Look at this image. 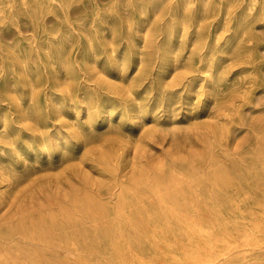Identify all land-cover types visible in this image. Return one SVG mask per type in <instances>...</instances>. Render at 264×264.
Listing matches in <instances>:
<instances>
[{
  "label": "rangeland",
  "instance_id": "obj_1",
  "mask_svg": "<svg viewBox=\"0 0 264 264\" xmlns=\"http://www.w3.org/2000/svg\"><path fill=\"white\" fill-rule=\"evenodd\" d=\"M262 161L264 0H0V264H264Z\"/></svg>",
  "mask_w": 264,
  "mask_h": 264
},
{
  "label": "bare ground",
  "instance_id": "obj_2",
  "mask_svg": "<svg viewBox=\"0 0 264 264\" xmlns=\"http://www.w3.org/2000/svg\"><path fill=\"white\" fill-rule=\"evenodd\" d=\"M123 5V4H122ZM126 5V4H125ZM249 12V11H248ZM252 12V11H251ZM155 16V15H154ZM106 31V30H105ZM173 33V32H172ZM111 38V37H110ZM144 42V41H143ZM248 44V43H247ZM94 48V47H93ZM153 49V48H152ZM140 56V55H139ZM244 77V76H243ZM163 89V88H162ZM223 94V93H222ZM73 100V99H72ZM37 117V116H36ZM32 118V117H31ZM74 124V123H73ZM113 127V126H112ZM114 129V128H113ZM105 130V129H104ZM8 134H10V133H8ZM10 136V135H9ZM43 138V137H42ZM3 150V149H2ZM4 151V150H3ZM257 152V151H256ZM222 153V152H221ZM7 155V154H6ZM255 157H256V155H255ZM239 158V157H238ZM258 161V160H257ZM29 162V161H28ZM263 162V161H262ZM262 162H259V164L260 163H262ZM264 163V162H263ZM256 164V163H255ZM10 165V164H9ZM37 165V164H36ZM239 165H240V163H239ZM13 167V166H12ZM41 167V166H40ZM251 167V166H250ZM243 168H245L244 166H243ZM206 171V170H205ZM252 171V170H251ZM260 172V171H259ZM250 174V173H249ZM254 175V174H253ZM248 177V176H247ZM147 178V177H146ZM239 178V177H238ZM213 180L215 181V183L217 184V187L219 186L220 188L219 189H221L222 191L219 193V198L223 201V202H225V203H227V204H229V205H235V204H237L239 201L240 202H243V201H245L247 198H248V196L246 195V194H244V193H242L241 194V192L239 191V193H238V196H239V198H237V197H235V194L233 195V191L235 192L236 190H234L235 188H236V186H237V184L238 183H233L232 182V179L230 178V176H229V172H227L226 170H222V171H219V172H217L216 171V173H215V176H214V178H213ZM253 182V181H252ZM258 182V181H257ZM209 183V182H208ZM248 183V182H247ZM211 184V183H210ZM235 185V186H234ZM212 186V185H211ZM229 187H235L232 191L229 189ZM238 187H242V186H238ZM120 188V187H119ZM147 188V187H146ZM199 189V188H198ZM263 189V188H262ZM126 190V189H125ZM210 192V191H209ZM81 193V192H80ZM209 194H211V192L209 193ZM214 194V193H213ZM4 195V194H3ZM127 195V194H126ZM189 195V194H188ZM264 195V194H263ZM252 196V195H251ZM113 197V196H112ZM174 197V196H173ZM178 197V196H177ZM238 200H237V199ZM257 198V197H256ZM213 199V198H212ZM216 199V198H215ZM160 200H161V198H160ZM175 201V200H174ZM208 201V200H207ZM159 202V201H158ZM179 202H181V203H183V204H185V205H190L191 204V202H192V199L190 198V197H188L187 196V194L186 193H184L183 192V194L181 195V197L179 198ZM239 202V203H240ZM115 203V202H114ZM159 204V206H160V203H158ZM213 204V203H212ZM164 205V204H163ZM216 205V204H215ZM220 205V204H219ZM193 206V205H192ZM237 206V205H236ZM195 207H196V205H195ZM179 208V207H178ZM240 208V207H239ZM96 209V208H95ZM100 209V208H99ZM116 209V208H115ZM187 209V208H186ZM194 209V208H193ZM195 209H197V208H195ZM106 210V209H105ZM207 210H208V208H207ZM102 211V210H101ZM209 211V210H208ZM229 211H231V208L229 209ZM214 212V211H213ZM79 214V213H78ZM98 216V215H97ZM117 216V215H116ZM141 217V216H140ZM111 218V217H110ZM117 218H119V217H117ZM142 219V218H141ZM178 221V220H177ZM205 221V220H204ZM91 222V221H90ZM128 222V221H127ZM126 222V223H127ZM186 222V221H185ZM191 222V221H190ZM124 223V222H123ZM140 223V222H139ZM212 223V222H211ZM68 224V223H67ZM94 224V223H93ZM105 224V223H104ZM180 224V223H179ZM207 224V223H206ZM81 225V224H80ZM168 225V224H167ZM96 226V225H95ZM106 226V225H105ZM196 226V225H195ZM210 226H212V225H210ZM6 227V226H5ZM89 227H91V226H89ZM150 228H151V226H150ZM222 228H223V226H222ZM48 229V228H47ZM57 229V228H56ZM118 229H120V228H117V230ZM183 229V228H182ZM33 230V229H32ZM140 230H142V229H140ZM115 231V230H114ZM135 231V230H134ZM183 231V230H182ZM200 231L203 233L204 231H203V229H200ZM36 232H37V230H36ZM39 232V231H38ZM38 232H37V234H38ZM71 232V231H70ZM42 233V232H41ZM101 233H102V231H101ZM127 233V232H126ZM135 233V232H134ZM185 233V232H184ZM71 234V233H70ZM141 234V233H140ZM24 235V234H23ZM30 235V234H29ZM64 235V234H63ZM91 235V234H90ZM113 235V234H112ZM127 235V234H126ZM136 235V234H135ZM151 235V234H150ZM159 235V234H158ZM186 235V234H185ZM32 236V235H31ZM35 236V235H34ZM49 236H50V234H49ZM38 237V236H37ZM54 237V236H53ZM72 237V236H71ZM98 237V236H97ZM128 237V236H127ZM18 238V237H17ZM39 238V237H38ZM48 238V237H47ZM147 238V237H146ZM145 238V239H146ZM125 239V238H124ZM128 239V238H127ZM150 239V238H149ZM22 239L20 238V241H21ZM39 240V239H38ZM47 240V239H46ZM49 240V239H48ZM148 240V239H147ZM146 240V241H147ZM153 240V239H152ZM53 241H55V240H53ZM84 241V240H83ZM135 241V240H134ZM145 241V240H144ZM50 242V241H49ZM48 242V243H49ZM94 242V241H93ZM127 242H129V241H127ZM149 242V241H148ZM20 243V242H19ZM46 243V242H45ZM53 243V242H52ZM84 243V242H83ZM103 243V242H102ZM110 243V242H109ZM112 243V242H111ZM110 243V244H111ZM151 243V242H150ZM23 244V243H22ZM21 244V245H22ZM63 244V243H62ZM61 244V245H62ZM85 244V243H84ZM138 244V243H137ZM16 245V244H15ZM25 245V244H24ZM46 245V244H45ZM54 245V244H53ZM65 245V244H64ZM78 245H80V244H78ZM85 245H87V244H85ZM92 245V244H91ZM140 245V244H139ZM183 245V244H182ZM2 246V245H1ZM5 246V245H4ZM8 246V245H7ZM49 246V245H48ZM55 246V245H54ZM69 246V245H68ZM28 247V246H27ZM30 247V246H29ZM45 247V246H44ZM51 247V246H50ZM71 247H73V246H71ZM94 247V246H93ZM130 247V246H129ZM150 247V246H149ZM155 247V246H154ZM49 248V247H48ZM54 248V247H53ZM112 248V247H111ZM114 248V247H113ZM131 248V247H130ZM3 249V248H2ZM57 249V248H56ZM70 249V248H69ZM76 249V248H75ZM105 249V248H104ZM132 249V248H131ZM152 249V248H151ZM13 250V249H12ZM11 250V251H12ZM31 250V249H30ZM43 250V249H42ZM139 250V249H138ZM145 250V249H144ZM47 251V250H46ZM45 251V252H46ZM53 251V250H52ZM57 251H59V250H57ZM90 251V250H89ZM97 251V250H96ZM117 251V250H116ZM160 251V250H159ZM5 252V251H4ZM24 252H26V251H24ZM38 252V251H37ZM78 251H76L75 253H77ZM104 252V251H103ZM124 252V251H123ZM151 252V251H150ZM162 252V251H161ZM17 253V252H16ZM40 253V252H39ZM48 253V252H47ZM55 255H56V252H53ZM81 253V252H80ZM85 253V252H84ZM94 253V252H93ZM109 253V252H108ZM125 253V252H124ZM27 254H28V252H27ZM31 254V253H30ZM34 254H36L35 252H34ZM41 254V253H40ZM130 254V253H129ZM136 254V253H135ZM54 255V256H55ZM131 255V254H130ZM8 256V255H7ZM19 256H21V255H19ZM27 256V255H26ZM30 257H32L31 255H29ZM40 256V255H39ZM52 256V255H51ZM125 256V255H124ZM150 256V255H149ZM25 257V256H24ZM35 257V256H34ZM42 257V256H41ZM57 257H58V255H57ZM102 256H100V258H101ZM104 257H105V255H104ZM109 257V256H108ZM119 257H121V256H119ZM153 257V256H152ZM12 258V257H11ZM48 258H49V256H48ZM85 258V257H84ZM111 258H113V257H111ZM117 258V257H116ZM35 259V258H34ZM81 259V258H80ZM155 259H157V258H155ZM29 260V259H28ZM50 260H52V259H50ZM65 260V259H64ZM67 260V259H66ZM110 260V259H109ZM112 260V259H111ZM134 260V259H133ZM153 260V259H152ZM3 261H6V260H3ZM8 261V260H7ZM11 261V260H10ZM19 261V260H18ZM23 261V260H22ZM21 261V262H22ZM40 261V260H39ZM42 261H43V259H42ZM113 261V260H112ZM11 262H13V264H14V261H11ZM20 262V261H19ZM32 262H33V259H32ZM69 262V261H68ZM104 262V261H103ZM109 262V261H108ZM115 262V261H114ZM117 262V261H116ZM121 262H123V261H121ZM133 262V261H132ZM7 263V262H6ZM23 263V262H22ZM31 263V262H30ZM29 262H28V264H30ZM42 264H43V262H41ZM52 263V262H51ZM106 263V262H105ZM134 263V262H133ZM33 264V263H32ZM34 264H36L35 262H34ZM63 264H65L64 262H63ZM68 264V263H67ZM112 264V263H111ZM124 264V263H123ZM128 264V263H127ZM130 264V263H129Z\"/></svg>",
  "mask_w": 264,
  "mask_h": 264
}]
</instances>
